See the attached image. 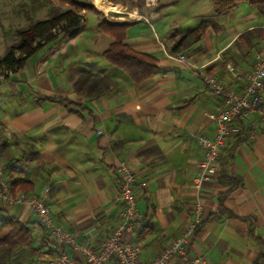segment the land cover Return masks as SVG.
I'll use <instances>...</instances> for the list:
<instances>
[{
    "label": "crops",
    "instance_id": "0c3cea01",
    "mask_svg": "<svg viewBox=\"0 0 264 264\" xmlns=\"http://www.w3.org/2000/svg\"><path fill=\"white\" fill-rule=\"evenodd\" d=\"M183 1L159 19L127 22L125 43L158 61L156 73L142 82L104 57L115 42L104 32L87 40L80 55L70 54L68 45L54 48L50 65L28 61L0 78V171L7 183L27 182L16 194L46 197L57 225L81 241L92 234L101 242L122 221L116 168L125 163L136 176L141 216L126 238L141 245L143 261L158 257L179 237L201 204L203 226L193 255L204 264H264V135L254 141L232 137L218 175L201 191L195 187L204 158L197 139L216 137L210 115L224 107L204 78L216 76L227 89L244 90L255 55L264 53V14L245 2L217 15L212 0ZM202 22L217 27L179 54L194 67L175 61L170 49ZM253 30L263 34L241 38ZM74 60L81 65H72ZM83 71L105 75L114 85L99 98L79 95L73 83ZM253 120L260 125L257 116ZM222 170L240 178L241 187L231 191L221 184ZM0 211L21 222L37 221L27 206L0 200Z\"/></svg>",
    "mask_w": 264,
    "mask_h": 264
},
{
    "label": "built area",
    "instance_id": "2783aa9c",
    "mask_svg": "<svg viewBox=\"0 0 264 264\" xmlns=\"http://www.w3.org/2000/svg\"><path fill=\"white\" fill-rule=\"evenodd\" d=\"M174 60L194 67V63L185 55H177ZM235 77L241 78L242 75L235 73ZM245 78L247 84L241 92L227 89L216 76L206 75L204 78L205 83L222 97L224 107L210 115L216 127V137L209 139L201 135L197 139L204 153L195 179V187L199 191L204 182L218 175L222 151L229 146L232 137L244 135L246 140L254 141L259 135H264V53L258 52L255 55L253 70L245 74ZM255 116L260 125L253 120ZM98 133L102 134V131ZM116 173L121 179L120 197L124 204L122 221L113 234L101 242H97L92 234L81 241L57 225L52 206L46 197H33L26 193L11 194L4 171H0V200L8 205L27 206L37 217L33 232L40 234L44 230L57 243L58 253L47 257L43 264H76L77 259L81 264H204L202 258L192 254V243L201 223V204L196 207L197 217L185 223L181 235L158 257L150 261L142 260L141 245L126 238V235L138 228L141 220L137 209L136 176L125 163L116 168Z\"/></svg>",
    "mask_w": 264,
    "mask_h": 264
},
{
    "label": "trees",
    "instance_id": "16d2710c",
    "mask_svg": "<svg viewBox=\"0 0 264 264\" xmlns=\"http://www.w3.org/2000/svg\"><path fill=\"white\" fill-rule=\"evenodd\" d=\"M73 6L79 3L76 0H64ZM217 15H226L234 11L242 2H247L257 8L260 13L264 14V0H212ZM85 18L75 11H55L54 14L46 20L32 25L28 30L20 33V42L12 46L8 52L0 58V77L8 78L9 74L16 73L22 69L28 60L40 51L45 44L53 42L58 38V32L62 31L63 36H75L81 28ZM130 23L102 21L98 28L101 32L110 35L115 42L104 52V57L113 65H116L128 72L131 78L136 82H142L153 76L158 69V61L154 57L133 50L125 43L126 31ZM214 22H202L193 30L186 32L175 45L170 49L171 55H179L185 49L201 40L204 33L209 28H216ZM261 30H253L245 33L241 38H254L261 36ZM177 36V34H175ZM114 83L105 75L94 74L89 71H83L73 83L75 92L79 95L89 98H99L107 94ZM60 103L66 104L64 99H53ZM69 105V104H67ZM219 182L223 185L230 186L233 191L241 187L240 178L230 176L222 170ZM23 180L8 183L10 192L13 195L23 189ZM15 186L17 187L15 189ZM223 206V203H221ZM223 209V208H222ZM37 222L25 223L16 217L5 214L0 211V264H12L11 259L14 255L22 254L21 251L26 248H36L35 244L40 241L44 247L48 248L47 256L39 263L43 264L47 257H53L58 253V245L55 243L44 230L40 234L33 232V226ZM203 222L196 230V236L200 232ZM55 252V253H54ZM16 264H20L17 262ZM33 264V263H31ZM257 264H260L258 262Z\"/></svg>",
    "mask_w": 264,
    "mask_h": 264
},
{
    "label": "rangeland",
    "instance_id": "374dc122",
    "mask_svg": "<svg viewBox=\"0 0 264 264\" xmlns=\"http://www.w3.org/2000/svg\"><path fill=\"white\" fill-rule=\"evenodd\" d=\"M76 1L79 4L73 6L64 0H0V58L3 57L12 46L18 45L20 42V33L22 31H26L32 25L48 19L57 10L61 12L75 11L83 15L85 21L75 36L64 37L63 32H58L57 30L58 38L53 42L45 44L40 51L32 56L28 60L29 65H38L42 61L50 65L53 49H60L65 45H68L69 53H75L76 56L82 54L86 42L90 41V39H98L99 33H101L98 26L102 21L107 20L109 22L127 23L135 19H141L142 17L159 19L163 17L166 12H169L170 6L179 4L181 0ZM185 1L186 0H184L183 3ZM245 3L248 6L250 5L247 2ZM175 14L176 12L174 15ZM167 20L172 22L170 19ZM73 58L74 57H72V59ZM62 59L63 57L60 58V61L63 63L64 61H62ZM74 61L72 65H81L82 63V60ZM34 247L36 248H26V250L21 251L22 254H17V256L14 255L11 259L12 264H16L17 262L20 264H35L45 259L48 255L46 247H44L40 241H38Z\"/></svg>",
    "mask_w": 264,
    "mask_h": 264
}]
</instances>
